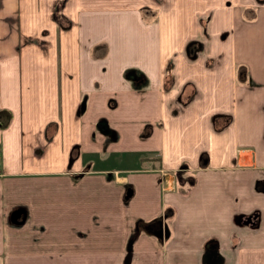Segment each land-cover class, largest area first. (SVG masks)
I'll use <instances>...</instances> for the list:
<instances>
[{
    "label": "crops",
    "instance_id": "crops-1",
    "mask_svg": "<svg viewBox=\"0 0 264 264\" xmlns=\"http://www.w3.org/2000/svg\"><path fill=\"white\" fill-rule=\"evenodd\" d=\"M0 264H264V0H0Z\"/></svg>",
    "mask_w": 264,
    "mask_h": 264
},
{
    "label": "rangeland",
    "instance_id": "rangeland-1",
    "mask_svg": "<svg viewBox=\"0 0 264 264\" xmlns=\"http://www.w3.org/2000/svg\"><path fill=\"white\" fill-rule=\"evenodd\" d=\"M146 9H149V7L148 8H146ZM146 9L145 8H143V10H142V15H144V14H146L147 12H146ZM149 13L151 14V17L153 18L155 15H157V12H156V10L154 9L153 11H149ZM143 17V19L146 17V16H142ZM196 46V44H194V46H193V48Z\"/></svg>",
    "mask_w": 264,
    "mask_h": 264
},
{
    "label": "flooded vegetation",
    "instance_id": "flooded-vegetation-1",
    "mask_svg": "<svg viewBox=\"0 0 264 264\" xmlns=\"http://www.w3.org/2000/svg\"><path fill=\"white\" fill-rule=\"evenodd\" d=\"M144 8L146 9V8H148V7L145 6ZM149 11H152L151 8L146 9V12H149Z\"/></svg>",
    "mask_w": 264,
    "mask_h": 264
},
{
    "label": "trees",
    "instance_id": "trees-1",
    "mask_svg": "<svg viewBox=\"0 0 264 264\" xmlns=\"http://www.w3.org/2000/svg\"><path fill=\"white\" fill-rule=\"evenodd\" d=\"M191 45H192V44H190V46H188L189 49L191 48Z\"/></svg>",
    "mask_w": 264,
    "mask_h": 264
}]
</instances>
